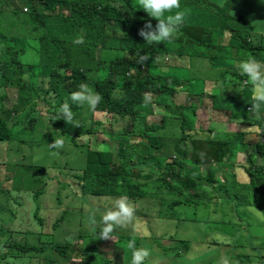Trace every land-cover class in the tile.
Wrapping results in <instances>:
<instances>
[{"label":"trees","instance_id":"obj_1","mask_svg":"<svg viewBox=\"0 0 264 264\" xmlns=\"http://www.w3.org/2000/svg\"><path fill=\"white\" fill-rule=\"evenodd\" d=\"M181 2L202 8L199 14L204 20L193 25L184 21L180 35L177 33L172 43L148 44L138 31L146 22L155 26L156 20L138 7L137 0H0V87L18 85L19 94L16 105L4 109L0 116V143H7L3 150L15 148L18 123L25 132L44 123L64 139V144L70 142L74 146L76 159L70 164L63 160L50 168L23 165L24 169H33L32 178L40 184L29 192L17 187L21 197L28 195V218L13 213L8 189H0V211L8 213L0 216V264H65L74 242L87 236H97L98 243L102 241L99 228L98 233L92 226L94 229L86 233L76 229L74 221L84 215L83 209L90 203L107 210L119 196H127L135 205L137 222L149 216L174 227L170 231L159 228L160 232L151 230L146 223L142 227L136 223L132 233L125 236H118L122 229L116 228L113 238H120L122 247L134 239L138 248L149 249V264H184L179 259L191 263L199 256L194 247L200 242L193 240L190 246L184 238L186 227L181 225L186 217H180L176 209L181 204H195L198 200L232 203V210L239 213L235 216L243 223H247L246 207L264 213V133L252 129H264V109L259 118L248 111L252 103L250 85L237 67L249 57L264 64V25L259 23V31L254 29L256 16L264 18V0H248L251 7L240 10L236 6L238 0ZM81 30L85 43L74 45L72 38ZM183 45L192 49L190 57L209 58L212 63H219L216 59L223 57L232 63L185 76L179 71L166 72L170 69L165 70L164 66L176 62L179 55L180 49L175 47ZM31 46L33 52L28 51ZM139 52L149 57L142 64L135 61ZM20 54L31 62L23 63ZM154 56L165 57L164 64L155 62ZM24 73L27 80L22 77ZM80 83H87L102 96L97 109L93 111L86 104L76 105L69 100L79 126L57 120L59 106ZM185 83L187 93L182 90ZM179 92L195 95L197 100L203 95L212 98V107L227 110L229 120L238 126L231 131H201L195 125V103H175L174 96ZM145 93L152 96L146 106ZM19 112L24 115L9 124L8 118ZM94 133L102 134L100 147L91 143ZM81 135H89V143L80 144L77 139ZM251 142L254 150L237 171L241 175L245 170V179L233 171L229 172L230 181L225 174L220 178L213 170L201 171V161L227 166L236 151ZM155 150L165 157L155 155ZM12 151V159L2 162L16 166L20 156L15 157ZM164 153H170V161H166ZM21 177L25 181V176ZM218 181L224 184L216 185ZM96 218L99 222L100 215ZM22 220H32L36 231H20L18 224ZM145 230L151 233L150 237L143 235ZM15 233L23 235L16 237ZM181 233L182 237H177ZM43 234L50 239H42ZM167 238L172 244L163 243ZM252 238L248 232L244 235L248 245ZM105 241L106 248L118 247V240H110L109 246ZM94 244L83 246L79 264L95 263L93 256L87 258L85 254ZM153 246L157 247L154 254ZM252 248L256 256L263 255L259 248ZM124 251L130 258L121 254L122 260L129 259L130 264L131 253ZM54 253L58 259L53 258ZM118 253L110 255L106 263L117 264ZM197 261L202 262L201 258ZM251 262L237 255L236 264Z\"/></svg>","mask_w":264,"mask_h":264},{"label":"rangeland","instance_id":"obj_2","mask_svg":"<svg viewBox=\"0 0 264 264\" xmlns=\"http://www.w3.org/2000/svg\"><path fill=\"white\" fill-rule=\"evenodd\" d=\"M182 8L186 12V18L185 22L187 25H193L195 22H199L204 20V16L202 14H199L200 10H203L202 8H195L196 5H187L184 2H181ZM237 9H247L251 6H248V0H238L237 3ZM243 7V8H242ZM241 13L243 11L241 10ZM264 16V13H263ZM261 17L256 16V24L257 26H254V29L256 31H259L258 24L264 25V18L260 19ZM180 35V33H178ZM33 39L28 38L29 42H32ZM227 41V37L223 36V42L225 43ZM176 49H180L178 47H175ZM188 49V47H185ZM29 52L32 51L31 48L28 49ZM189 51V50H188ZM175 52V51H174ZM191 52V51H189ZM208 53V52H207ZM21 55V54H20ZM30 58H32V55H30ZM190 59L188 56L186 57ZM21 61L24 63L31 62L29 58H23L21 55ZM155 62H160L161 65H163V60L165 57L160 58L159 56H154ZM199 64L190 65V63L185 60V58H179V55L176 56V62H173L171 64H168L164 66L165 70L171 74H175L176 71H179L180 74L189 75L193 73H202L205 70L211 68V67H219L224 66L228 67L231 65L230 59L218 57L216 60H219V63H212L209 58H203V60L198 59ZM179 63V64H178ZM183 65V66H180ZM188 65L191 67L189 68ZM178 67L177 69H175ZM184 67V68H183ZM196 69H201L200 71ZM180 76V75H179ZM24 80H27V73H24L22 75ZM185 82V81H182ZM206 84V83H205ZM18 85L15 86H6L0 87V116L3 113L4 109H9L12 105H16L18 102V92H17ZM186 83L183 85L182 90L187 93ZM180 93V94H179ZM178 94H175L174 101L175 103H184L188 104L190 102L195 103L196 105V111H195V125L196 128H200L201 131L203 130H210V129H219L221 131H231L235 129L238 125L234 124L232 121L229 120L228 115L229 112L227 110H216L212 107V103L210 100V97H204L202 96V99L197 100V96L195 95H187L185 93L182 94V92H179ZM22 95V94H21ZM26 109V108H24ZM24 112L21 114L19 113H13L10 118H8L9 124H11L14 120L19 119V117L23 116ZM100 115H97V118H99ZM17 121V120H16ZM19 126H21V123H18L15 128V148L11 150H3V146L7 143H0V189L1 188H7L8 193L7 196L9 199V206L13 213L18 217H27L28 218V212L29 211V200L28 195L24 194L22 197L20 196V191L17 187H19L24 192L32 191L33 188L38 187L40 184L36 179H33L32 177H35L33 175V169H24L23 165H31V166H39V167H46L50 168L53 165L59 164L63 160H69V164L74 162L76 159L74 157V146L71 145L70 142L67 144H64L63 149H52L49 147V144L52 142V140H55L58 137V134L55 132L54 129H51L49 125L38 123L36 127L33 130L30 131H23ZM255 130V128H252ZM211 131V130H210ZM47 133H51L52 136H45ZM200 133V132H199ZM212 134L213 131H212ZM101 133H94L92 144H95V146L100 147L102 142ZM178 133L176 134V136ZM137 138V137H136ZM80 144H87L89 143V135H81L77 139ZM89 145V144H88ZM107 147V145H105ZM115 146V145H113ZM110 147V146H109ZM254 150V144L248 143L242 150L236 151V155L234 154L232 157V161L227 166H224L222 164L218 165L214 162L209 161H201L199 163V166L201 168V171L205 170H213L216 176L222 178L224 174L227 176L228 181L231 171H233L236 176H243L244 179L246 177V173L242 171V174L239 175L237 173L238 170H241L239 167L240 163H246L248 162L247 157L251 151ZM12 153H16L15 157L20 156V162L16 166H14L11 162H2L5 159H12L10 158ZM155 155L157 156H163L161 153H158L157 150H155ZM166 155V161H170L171 156L170 153H164ZM24 156V157H23ZM165 157V156H163ZM234 160V161H233ZM259 161L260 159L257 158ZM232 165V166H231ZM51 172V170H50ZM51 173H46L47 176H49ZM21 176H25L24 178ZM44 176V175H43ZM244 180L241 179V182ZM26 183V185H24ZM224 184V181H218L216 182V185L222 186ZM180 185V183H179ZM180 189V188H178ZM105 200L103 202H106V197L103 196ZM102 198V200H103ZM48 199V197H47ZM50 200V199H49ZM197 200V199H196ZM194 201V200H193ZM18 202L21 203L20 206L18 205ZM149 204H152V202H149ZM232 203L231 204H215L212 202H203V201H197L195 204H181L176 207L179 212L180 217H186V220L182 221L184 222L183 225L186 227V231H184V238L188 239L190 241V246L192 245L193 240H198L200 243L194 247L195 250H198L200 254L198 253V258H201L202 262L199 263V261L196 262L195 260H192L191 263L188 262H182L184 259H179L178 262L184 263V264H205L204 261H209V264H217L218 260L221 257H228L230 261L234 262L236 264L237 261V255H241V257L245 259H250L252 262L251 264H264V213L258 209H254L251 207H246L247 211L246 213V222L243 223V219H241L238 216H235V214H239L238 211L232 210ZM106 207V206H105ZM18 208V209H17ZM264 208V204H263ZM26 209V210H25ZM106 211L103 209V207L100 204L92 205L89 203V207L87 209H83L84 215H82L79 219L77 217V221L75 222L76 229L80 230L82 229L84 233L90 232L93 226L90 224V217L94 214L95 218L100 215V213ZM11 214V213H10ZM8 216L7 212L0 211V216ZM25 215V216H23ZM30 217V215H29ZM98 221V219L96 218ZM143 220V221H142ZM141 222L135 221L134 224L138 223L139 227H142L145 223L149 226V228L153 231H160L159 228H165L164 231H170L174 227L171 224L165 223L162 220H153L149 218H143ZM31 222V223H30ZM133 225H130L128 228H120L122 230H119L117 232L118 236H125V234L132 233L133 231ZM246 224V225H245ZM21 226L19 228L20 231H36L35 224L32 220H22L21 224H18ZM71 227V225H68ZM92 226V227H91ZM131 228V231H129ZM248 228V231L246 230ZM95 232L98 233V229L95 228ZM161 232V231H160ZM250 233L252 235L251 245H248V242L246 244V240L244 239V235ZM16 237L19 235H23L22 233H15ZM199 236V238H197ZM48 238L50 239V236L47 235H41V238ZM182 237V233L177 236ZM236 237H239V240H236ZM97 236H87L84 237L83 243L81 241L74 242L72 249H71V257L69 259H65V264H79L81 262V250L83 249L84 245L93 244L92 247L90 246L88 249H86L87 258L93 256L95 259L94 264H107L106 260L110 257V255L114 254L115 251L120 253V256L118 257L119 253L116 255L115 260L117 264H128L129 259L122 260L123 257L129 255L124 247L119 243L121 240L120 238H116L114 236V240H118V247H115L113 249L106 248V241L102 239L100 243L97 241ZM235 239V241H234ZM33 240V239H32ZM30 240V241H32ZM45 240V239H44ZM111 239L107 240V244L109 246ZM112 240V241H114ZM86 242V243H84ZM207 242H210L207 243ZM213 242L217 244H213ZM163 243L166 244H172L171 239L167 238L163 240ZM115 244V243H114ZM242 244V245H241ZM259 248V252L263 255H257L255 253V248ZM156 248L153 246L152 254L156 252ZM46 254L49 255L48 251H46ZM121 254H123V257H121ZM54 255L53 258L58 259L59 256L57 254ZM37 256V254H35ZM188 256V255H187ZM28 259V257L26 258ZM123 261V262H122ZM151 261L146 260L145 264H149ZM245 262V261H244ZM42 264V263H41ZM48 264H57V262H49ZM157 264H164L162 261H160ZM179 264V263H178Z\"/></svg>","mask_w":264,"mask_h":264},{"label":"clouds","instance_id":"obj_3","mask_svg":"<svg viewBox=\"0 0 264 264\" xmlns=\"http://www.w3.org/2000/svg\"><path fill=\"white\" fill-rule=\"evenodd\" d=\"M137 3L139 8L143 9L150 17L156 20L155 26L151 22H146L138 31V35L148 44L172 43L186 18V12L181 6V0H137ZM72 43L74 45H83L85 43L83 30L72 38ZM185 47L187 46H181L179 58H185L190 65L199 64L198 59L203 60V57L199 56L190 57L189 51L192 49H186ZM187 56L190 59L186 58ZM148 58L147 54L142 55L140 52L135 55L136 63L140 64L144 63ZM190 65H188L189 68L191 67ZM180 66L183 65L180 64ZM237 67L240 75L247 77L245 83L250 85L252 103L248 111L259 118L262 109H264V64L255 58L249 57L248 59L241 60ZM69 100L72 104L76 105L86 104L89 109L95 111L102 100V96L87 83H80L77 90L70 93L69 99H66L59 106V118L57 120L63 119L67 124L79 126L74 119V112ZM151 100V94L145 93V106ZM105 123L107 122L105 121ZM255 131L258 134L264 133V129H261L259 126L255 128ZM49 147L52 149H63L64 139L61 137L52 140ZM135 212V205L129 198L127 196H119L111 202V207L100 213L99 222H97L93 214L90 217V224L96 229L99 228L98 235L100 239L113 240V233L116 228H128L135 223L137 220ZM143 235L150 237L151 233L145 230ZM123 247L131 253L130 264H145L146 259L151 255L149 249L144 247L138 248L134 239L128 240ZM217 264H234V262L230 261L228 257H221Z\"/></svg>","mask_w":264,"mask_h":264},{"label":"crops","instance_id":"obj_4","mask_svg":"<svg viewBox=\"0 0 264 264\" xmlns=\"http://www.w3.org/2000/svg\"><path fill=\"white\" fill-rule=\"evenodd\" d=\"M252 152V151H251Z\"/></svg>","mask_w":264,"mask_h":264}]
</instances>
